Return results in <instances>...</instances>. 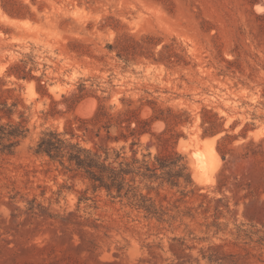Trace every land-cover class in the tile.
Segmentation results:
<instances>
[{"label": "rangeland", "instance_id": "obj_1", "mask_svg": "<svg viewBox=\"0 0 264 264\" xmlns=\"http://www.w3.org/2000/svg\"><path fill=\"white\" fill-rule=\"evenodd\" d=\"M16 63L27 78L8 74ZM80 83L85 97L68 108ZM99 97L111 111L121 98L156 97L185 111L183 121L155 120L140 138L107 141L103 120H91ZM0 99L16 103L13 119L24 111L29 128L12 154L0 152V264H208L210 245L239 253V264H264L234 244L236 225L264 231V155L252 151L264 138V0H0ZM153 113L145 105L140 115ZM70 127L87 147L126 145L131 154L134 139L139 154L182 153L192 183L150 195L181 209L204 201L209 211L170 225L105 191L90 189L79 203L88 182L32 149L44 130L70 137ZM216 215L217 232L203 224Z\"/></svg>", "mask_w": 264, "mask_h": 264}, {"label": "trees", "instance_id": "obj_2", "mask_svg": "<svg viewBox=\"0 0 264 264\" xmlns=\"http://www.w3.org/2000/svg\"><path fill=\"white\" fill-rule=\"evenodd\" d=\"M7 7V4H5ZM13 10L14 8H10ZM137 44L139 41L133 39ZM112 49V46H109ZM172 55L170 54L169 57ZM168 57V58H169ZM8 74H15L18 78H27L28 72L25 67L19 63L11 65ZM85 83H80L79 92H74L70 97H65L68 108H73L76 103L85 97ZM99 104L95 115L91 119L103 120L99 129L106 130V140L127 142L131 137L140 138L144 133L150 132V126L155 120H163L169 126L182 122V115L185 111L175 110L171 106L162 107L158 104L157 98L139 97V103L133 99L121 98L123 107L116 111H111L109 107L99 97ZM16 103L9 105L6 100L0 99V152L12 154L20 142L27 137L29 128L24 118V111L20 113V120L15 121L13 114ZM145 105H149L154 113L147 118L141 117V111ZM207 112V109H204ZM7 118V120H4ZM209 121L210 125L206 130L216 132L218 123L216 120ZM116 133L112 134L111 130ZM71 136L67 137L66 131L48 128L44 130L35 145L32 147L36 155L46 157L48 162L58 163L62 166L65 173H70L72 177H80L88 182L87 188L82 192L79 203L89 199L86 195L88 190L93 193L105 191L112 198L127 199V203L138 211H143L146 218H156L158 222H168L172 225L178 218L186 216L194 218L197 213H206L210 206L205 205L204 201L198 206H188L181 209L179 205L172 207L157 203L150 195L158 187L169 185L170 187H180L184 184L187 187L192 183L191 170L185 156L177 151L142 152L134 148L136 140L130 141L131 154L127 153L126 145L120 147L105 145H96L87 147L78 139H74L75 134L70 127ZM166 131L161 132L157 137L160 142H166ZM251 144H255L251 141ZM252 148L254 154L264 155V138H262ZM222 151L223 158H226L225 150ZM157 183L158 185H155ZM146 189L147 192H143ZM221 189V186L219 187ZM186 195L187 192L182 190ZM96 203V199L93 198ZM201 208V210H199ZM219 212L218 206H216ZM212 222L205 221L208 228L212 225L217 227L216 232L221 230L217 218ZM207 218V216H206ZM236 242L243 243L246 255H253L259 261L264 262V231L260 228H243L242 225H236ZM192 233L191 229H188ZM174 240H181L185 243L184 237H173ZM221 246V245H220ZM219 245H210L207 249L202 248L204 258L208 259V264H239L235 252H220ZM251 248L258 249L259 252H253Z\"/></svg>", "mask_w": 264, "mask_h": 264}, {"label": "bare ground", "instance_id": "obj_3", "mask_svg": "<svg viewBox=\"0 0 264 264\" xmlns=\"http://www.w3.org/2000/svg\"><path fill=\"white\" fill-rule=\"evenodd\" d=\"M93 105H94V104H93ZM204 143H209V145H210V149H211L212 153H214V149H215L214 141H208L207 139H204ZM199 173H200V172H199V166L197 165V166H196V171H195L194 174H195V176H198ZM209 179H210V180H213V177L210 176Z\"/></svg>", "mask_w": 264, "mask_h": 264}]
</instances>
